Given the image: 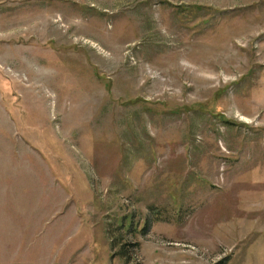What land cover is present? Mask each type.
I'll use <instances>...</instances> for the list:
<instances>
[{"label": "rangeland", "instance_id": "1", "mask_svg": "<svg viewBox=\"0 0 264 264\" xmlns=\"http://www.w3.org/2000/svg\"><path fill=\"white\" fill-rule=\"evenodd\" d=\"M0 264H264V0H0Z\"/></svg>", "mask_w": 264, "mask_h": 264}, {"label": "trees", "instance_id": "2", "mask_svg": "<svg viewBox=\"0 0 264 264\" xmlns=\"http://www.w3.org/2000/svg\"><path fill=\"white\" fill-rule=\"evenodd\" d=\"M128 250V249H127Z\"/></svg>", "mask_w": 264, "mask_h": 264}]
</instances>
